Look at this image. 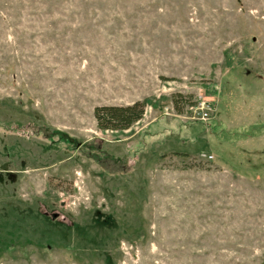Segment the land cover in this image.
I'll return each instance as SVG.
<instances>
[{
  "label": "rangeland",
  "instance_id": "rangeland-1",
  "mask_svg": "<svg viewBox=\"0 0 264 264\" xmlns=\"http://www.w3.org/2000/svg\"><path fill=\"white\" fill-rule=\"evenodd\" d=\"M0 264H264V0H0Z\"/></svg>",
  "mask_w": 264,
  "mask_h": 264
},
{
  "label": "trees",
  "instance_id": "trees-1",
  "mask_svg": "<svg viewBox=\"0 0 264 264\" xmlns=\"http://www.w3.org/2000/svg\"><path fill=\"white\" fill-rule=\"evenodd\" d=\"M147 106V101H137L131 105H125V106H98L95 107L93 110V117L96 122V128L99 131L104 132H126L130 130L135 124L141 121L143 118V115L145 113V108ZM174 109L177 113L181 112V108L177 105V102L174 101ZM38 133H41L42 130L38 129L36 130ZM50 131L46 129V132ZM51 132V131H50ZM49 133V132H48ZM59 136H64L58 131H52L51 134H48L46 138H50L53 141L55 138ZM59 142H64L66 145V150L76 149L79 150V148H83V146L78 143L74 142L72 140H63L62 138H58ZM74 142V143H73ZM81 152V151H80ZM85 152L89 157L88 159L93 158L96 161H100L101 158L89 150Z\"/></svg>",
  "mask_w": 264,
  "mask_h": 264
}]
</instances>
